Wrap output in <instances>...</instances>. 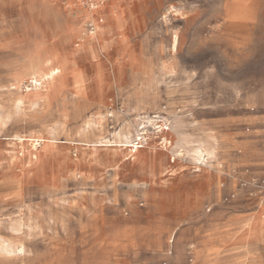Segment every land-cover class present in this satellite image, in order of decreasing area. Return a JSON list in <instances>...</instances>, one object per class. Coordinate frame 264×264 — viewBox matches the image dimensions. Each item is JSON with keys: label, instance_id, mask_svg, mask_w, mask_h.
I'll return each mask as SVG.
<instances>
[{"label": "rangeland", "instance_id": "1", "mask_svg": "<svg viewBox=\"0 0 264 264\" xmlns=\"http://www.w3.org/2000/svg\"><path fill=\"white\" fill-rule=\"evenodd\" d=\"M127 2L0 0V264H159L169 246L172 264H264V240L237 241L252 222L240 218L264 206V191L246 184L264 186V0H138L145 26L137 18L139 24L120 30L108 50L103 42L97 59L106 102L87 104L70 91L84 70L88 84L95 80L91 42L76 36L88 33L89 7L110 8L120 17L131 9ZM131 42L142 46L150 73L126 75L110 88L115 65L121 70L138 57ZM57 55L70 65L57 84L58 97L44 93L45 100L17 107L16 97L34 87L25 81L20 91L11 90L15 75ZM138 135L145 144L133 149ZM37 136L57 147L76 144L72 157L83 153L100 162L122 149L155 147L156 159H166L174 177L207 172L219 180L194 218L170 220L153 213L151 187L136 182L138 168L125 157L117 159L122 167L103 169L94 180L75 176L58 189L41 187L33 157L41 148L31 149L28 141ZM94 143L104 147L93 153L84 146ZM202 213L207 221L197 224Z\"/></svg>", "mask_w": 264, "mask_h": 264}, {"label": "crops", "instance_id": "2", "mask_svg": "<svg viewBox=\"0 0 264 264\" xmlns=\"http://www.w3.org/2000/svg\"><path fill=\"white\" fill-rule=\"evenodd\" d=\"M134 1L138 7L139 5L138 0H134ZM233 12L234 10H228V15L233 14ZM135 16L138 18L140 25L142 26L143 29L145 26V20L142 16H140L137 9L135 11ZM131 43H132L131 45H133L132 47L136 51V54L139 58V63L137 64V66H132L130 62H124V65L121 68V73H118V65L116 64L115 74L109 77L110 88H114L121 85L126 75L142 74L143 72H144L143 74H146V72L149 71L150 66H148L147 61L143 58L144 53L142 51V46L139 47L136 46L135 43L133 42ZM160 51L161 49L159 47L157 50L158 56L161 54ZM89 59H90V54H89ZM81 98H83L85 103L92 105L93 104L103 105L106 102V100L105 102L97 101L92 94H89L87 97L84 96ZM71 152L74 154L72 147L70 146L57 147L55 146V144L52 147L46 148L45 150L41 149L40 153L38 154V161H36L37 164L34 169L35 179H37V182L41 187L58 189L61 188L62 182H64V180H68V181H70L71 179L73 180L75 176L81 177L82 180L85 181H91L97 178L98 172L100 173L103 169H107L111 172H114L118 164H120L121 167L123 165L117 161V159H119L120 157H124V154L122 152H119L121 155L120 154L118 155L120 156L113 155L106 157L103 162H100V159H98L97 156L91 158L83 153H80L78 157L73 156L74 157L73 158ZM158 154L159 153L150 154L149 152H146L144 153L143 158L139 159L137 162L133 164L131 163L132 166H136V168H138L136 173V177H137L136 182L141 181V183L147 185L149 189L151 187L150 190L151 193H149L147 196L149 197L148 199L151 203L153 213L156 216L166 217L170 220H184V219L194 218L193 217L195 215L194 213L197 210H199L202 204L209 198L212 188L215 187V184L219 179L215 175L207 172L201 174V176L177 174V176L174 177L172 174V176L165 177L164 175L167 173L168 167L164 164L163 159L161 158L159 160L156 159ZM157 162L159 163V165ZM140 165L141 166L143 165V167L141 168ZM139 175L140 178H138ZM172 209H174V211ZM263 217H264V206H260L259 209H257L256 212L254 213V215L252 214L249 215L248 217L243 216L242 218H240L241 220L252 219L251 223L253 222L254 223L252 227V233H250L249 231L247 233L245 232L243 235H240L238 237L237 241L241 244L259 243L263 241L264 240ZM207 218L208 216L206 217L203 214L201 218L200 217L197 218L199 219L197 220V224L199 222L200 223L206 222ZM191 246L190 245L188 246L190 248L186 252L188 255L189 263H192L194 260V251ZM172 249L173 248L169 246L167 250L164 251L165 259H163L159 264H172V262H169L170 258L172 257L169 254V252L172 251Z\"/></svg>", "mask_w": 264, "mask_h": 264}, {"label": "bare ground", "instance_id": "3", "mask_svg": "<svg viewBox=\"0 0 264 264\" xmlns=\"http://www.w3.org/2000/svg\"><path fill=\"white\" fill-rule=\"evenodd\" d=\"M104 1V0H103ZM128 1V2H127ZM127 4L131 6V9H127L125 14L123 16L118 17L116 11H113L110 8H103L102 11L100 10L99 12H96L98 10H94V8H90V15L94 16H89V19L87 21V27H89L88 29V33L85 35H78L76 36L80 42H82L83 40H89V42H91V46L92 49L90 51V70H91V76L95 75V80H92V82H90L92 85L90 86V83L88 84V81L85 79V74H86V70H84L83 72L79 73L77 76H75V80L72 82L71 85V95L72 96H88L89 94H92L95 99L99 102L103 101V95H104V90L106 88V82L104 80V76L105 74L101 73L102 72V68H103V63H101V58L97 59L99 57V52L100 55L102 56L101 50L102 48H104L105 46H103V42H106V49L108 50L110 48V45H112L111 43L113 41L116 40V37L118 36V32L120 30H122L123 28H125L128 25H132V24H139L137 17L135 16V11L137 9V4L135 3L134 0H126ZM150 5V4H149ZM94 7V6H93ZM100 9V8H99ZM152 13V12H151ZM164 13V12H163ZM6 15V14H5ZM1 18V17H0ZM162 18V17H161ZM1 22V21H0ZM163 27V26H162ZM83 30V29H82ZM138 31V30H137ZM140 31V30H139ZM120 33V32H119ZM78 34V33H77ZM128 35V34H127ZM130 37H134V33H132L130 35ZM120 39V38H119ZM76 41V40H75ZM101 42V44H100ZM177 45H178V41H177V37L176 36H172L171 37V41H170V51L172 53H175L177 51ZM99 46V47H98ZM160 58V57H159ZM160 60V59H159ZM164 62V61H163ZM130 63L132 64V66H137V64L139 63V59L137 58H131ZM159 63V61H158ZM159 65V64H158ZM143 66V65H142ZM149 66V65H148ZM157 66V65H156ZM165 66V65H164ZM167 67V66H166ZM70 68L69 65V61H67L64 57H62L61 55H57L56 58H48L46 59L44 62H35L32 61L29 63V66L27 68V70L19 72L18 74L15 75L14 77V81L13 83L10 84L11 90H15V91H20L21 85L25 82V81H29L33 87H34V93L28 94L26 93L25 95H18L16 97V99L14 100L15 105L17 107H20L22 105L25 104L26 100L33 103L38 102L41 99L45 100L44 97V93H46L45 95L48 96L49 98H54L56 99L58 97V94L56 92L57 89V84L59 82V80L61 78H64L68 72ZM156 68V67H155ZM168 68V67H167ZM120 69V68H119ZM142 69V68H141ZM161 69V68H160ZM116 71H114L115 74ZM148 72V71H147ZM153 72V71H151ZM118 73H121V70H118ZM144 73V72H143ZM142 73V74H143ZM150 73V72H148ZM159 73V71H158ZM113 74V75H114ZM169 74V73H168ZM144 75V74H143ZM152 75V74H151ZM158 75V74H157ZM162 75V74H161ZM72 76V75H71ZM73 77V76H72ZM151 77V76H150ZM155 80V79H154ZM4 81V80H3ZM150 81V80H149ZM152 81V80H151ZM66 82V81H65ZM2 83V82H1ZM5 84V83H4ZM184 84V83H183ZM143 85V84H142ZM155 85V84H154ZM168 85V84H167ZM156 86V85H155ZM167 87V86H166ZM63 88V87H62ZM9 89V88H8ZM136 89V88H135ZM138 89V88H137ZM140 89V88H139ZM143 89V88H142ZM152 89V88H151ZM170 89V88H169ZM43 90V91H42ZM156 90V89H155ZM175 90V89H174ZM172 90V91H174ZM134 91V90H133ZM151 91V90H150ZM171 91V92H172ZM4 92V91H3ZM2 92V93H3ZM142 92V91H141ZM170 92V91H169ZM168 92V93H169ZM1 93V92H0ZM5 93V92H4ZM144 93V92H143ZM155 93V92H154ZM167 93V94H168ZM131 94V93H130ZM3 95V94H2ZM138 95V94H137ZM154 95V94H153ZM152 96V95H151ZM158 96V94H157ZM156 96V97H157ZM145 97V95L143 96ZM159 97V96H158ZM134 98V97H133ZM158 99V98H157ZM160 99V98H159ZM146 100V99H145ZM144 101V100H143ZM153 101V100H152ZM155 101V100H154ZM159 101V100H157ZM142 104V103H141ZM158 104V103H157ZM134 105V104H133ZM151 105V103L149 104ZM143 106V105H142ZM141 107V105H140ZM147 107V105H146ZM145 107V108H146ZM152 107V105H151ZM130 108V107H129ZM7 109V108H6ZM5 109V110H6ZM143 109V108H142ZM147 109V108H146ZM4 110V109H3ZM134 110V109H133ZM136 110V109H135ZM140 110V109H139ZM10 111V110H9ZM116 111V110H115ZM113 111V112H115ZM128 111V110H126ZM121 112V111H120ZM10 114V113H9ZM99 114V111H98ZM116 114V113H115ZM125 114V113H124ZM128 114V113H127ZM122 115V114H121ZM130 115V114H129ZM126 116V115H125ZM145 116V115H144ZM180 117V116H179ZM2 118V117H1ZM134 118V117H132ZM104 117H99V120H96L94 125H100L103 121ZM129 122V121H128ZM124 123V122H123ZM133 125V123H132ZM127 127V126H126ZM191 128V127H188ZM179 130V129H178ZM200 130V129H199ZM208 130V128H207ZM210 130V129H209ZM182 132V130H180ZM120 132V131H119ZM177 132V131H176ZM184 132V131H183ZM190 132V131H189ZM192 132V130H191ZM43 133V132H42ZM111 133V132H110ZM115 133V132H114ZM185 133V132H184ZM197 133V132H196ZM183 134V133H182ZM127 135V134H126ZM100 136V135H98ZM139 136V135H138ZM181 136V135H180ZM192 136V135H191ZM120 137V136H119ZM178 137V136H177ZM94 138V137H93ZM98 138V137H97ZM102 138V137H101ZM196 138V137H195ZM198 138V137H197ZM14 141H17L19 143V145H23L24 140L21 137H14L13 138ZM100 139V137H99ZM51 140V139H50ZM48 141V139H43L39 136L34 137L32 139H29L28 141L31 143V149L33 150H37V147H40L42 150H45L46 148L52 147L55 144V141ZM125 140V139H124ZM202 140V139H200ZM73 141V140H72ZM118 141V140H117ZM120 141V140H119ZM181 141V140H179ZM203 141V140H202ZM112 142V141H111ZM121 142V141H120ZM65 143V142H63ZM83 143V142H82ZM116 143V141H115ZM186 143V142H185ZM191 142H189L190 144ZM179 144V143H178ZM177 144V145H178ZM181 144V143H180ZM188 144V145H189ZM196 144V143H195ZM194 144V145H195ZM201 144V142H200ZM191 145V144H190ZM206 145V144H205ZM214 145V144H213ZM70 146H76V144H71ZM88 148H91L90 151L91 152H95L96 151V147H104L103 145H97L96 143L94 144H87L84 145ZM143 146V145H142ZM181 146V145H179ZM185 146V144H184ZM194 147V146H193ZM206 147V146H205ZM209 147V146H208ZM187 148V147H186ZM185 148V149H186ZM202 148V147H201ZM17 149V148H16ZM189 149V148H188ZM210 149V148H209ZM49 150V149H48ZM157 149L155 147H149L147 149L144 150H138L136 152H131L128 150H120V152H122L124 154L125 160H129L132 164L137 162L139 159H141V155L144 156V153L149 152L150 154H157ZM187 151V150H185ZM195 151V150H194ZM45 152V151H44ZM61 152V151H60ZM219 152V151H218ZM15 153V152H14ZM39 153V152H38ZM64 153V152H63ZM168 153V152H167ZM190 153V151H189ZM192 153V152H191ZM17 154V153H16ZM21 154V153H20ZM31 154V153H30ZM59 154V153H58ZM217 154V153H216ZM46 155V154H45ZM44 155V156H45ZM202 154H200L201 157ZM43 156V155H42ZM52 156V155H51ZM65 156V155H64ZM113 156V155H112ZM152 156V155H151ZM171 156V155H170ZM34 160L37 161L38 159V154H35L34 156ZM191 157V156H190ZM217 157V156H216ZM63 158V157H62ZM198 158V157H197ZM207 158V157H206ZM21 159V158H20ZM160 159V158H159ZM158 159V160H159ZM199 159V158H198ZM5 160V159H4ZM27 160V159H26ZM50 160V159H49ZM166 160V159H165ZM164 160V161H165ZM206 160V159H205ZM11 161V160H10ZM128 161V162H129ZM149 161V160H148ZM170 161V160H169ZM220 161V160H219ZM31 162V161H30ZM50 162V161H49ZM65 162V161H64ZM190 162V161H189ZM83 163V162H82ZM152 163V162H151ZM150 163V164H151ZM158 163V162H157ZM192 163V162H190ZM149 164V165H150ZM148 165V166H149ZM159 165V163H158ZM194 165V164H193ZM201 165V164H200ZM139 166V165H138ZM147 166V164H146ZM151 166V165H150ZM174 166V165H173ZM140 167L142 168L143 165ZM197 167V166H196ZM157 168V167H156ZM204 168V167H203ZM130 169V168H129ZM160 169V168H159ZM158 169V170H159ZM126 169H124L125 171ZM144 170V169H143ZM157 170V169H156ZM149 171V170H146ZM157 172V171H156ZM213 173V172H212ZM219 173V172H218ZM131 175V172L129 173ZM143 174V173H142ZM157 174V173H156ZM184 174V173H183ZM182 174V175H183ZM148 175V174H146ZM172 176V173H170V170L167 169V173L164 175L166 176ZM159 176V175H158ZM212 176V175H211ZM140 178V175L139 177ZM147 178V176H146ZM150 178V177H149ZM183 178V177H182ZM210 178V176H209ZM157 179V178H156ZM137 180V178L135 179ZM146 180V179H145ZM203 181V180H202ZM212 181V180H211ZM38 183V182H37ZM131 183V182H130ZM213 183V182H212ZM185 186V185H184ZM213 187V186H212ZM39 188V187H38ZM35 189V187H34ZM211 189V188H209ZM197 191V190H196ZM33 192V191H32ZM35 192V191H34ZM205 192V191H204ZM40 193V191H39ZM189 194V193H188ZM191 194V193H190ZM203 194V193H202ZM213 195V194H212ZM153 196V195H152ZM151 197V196H150ZM211 198V197H210ZM190 199V198H189ZM62 200V199H61ZM55 202V201H54ZM28 205V204H27ZM9 206V205H8ZM36 206V205H34ZM174 206V205H173ZM176 206V205H175ZM178 206V205H177ZM182 206V205H181ZM10 207V206H9ZM1 208V207H0ZM174 208V207H173ZM180 208V206H179ZM43 209V208H42ZM63 209V207H62ZM61 209V210H62ZM69 209V208H68ZM177 209V208H176ZM66 210V209H65ZM174 211V209H172ZM64 211V210H63ZM62 211V213H63ZM15 212V210H14ZM260 212V211H259ZM10 213V212H7ZM12 213V212H11ZM16 213V212H15ZM27 213V212H26ZM56 213V212H55ZM65 213V212H64ZM17 214V213H16ZM53 214V213H52ZM10 214H7V216ZM44 215V214H43ZM3 217V216H2ZM27 217V216H26ZM44 217V216H43ZM52 217V216H51ZM60 217V215H59ZM264 218V217H263ZM25 219V218H24ZM27 219V218H26ZM25 219V220H26ZM34 219V218H33ZM58 219V218H57ZM24 220V221H25ZM63 220V219H62ZM49 221V220H48ZM52 221V220H51ZM57 221V220H56ZM27 222V220H26ZM35 222V221H34ZM59 222V221H58ZM5 223V221L3 222ZM9 223V222H8ZM254 223V222H253ZM253 223H251L248 227V230L246 231V233L249 231L250 233H252V227H253ZM6 224V223H5ZM4 224V225H5ZM58 224V223H57ZM6 226V225H5ZM8 226V225H7ZM24 226V225H23ZM3 228H5L4 226H2ZM43 227V226H42ZM51 228V227H50ZM44 229V227H43ZM2 230V228H1ZM6 230V229H5ZM12 230V229H11ZM4 231V230H3ZM3 231L1 233H3ZM50 231V230H49ZM245 233V232H244ZM243 233V234H244ZM3 235V234H2ZM8 235V234H7ZM5 236V235H3ZM2 237V236H1ZM5 238V237H4ZM19 239V238H18ZM27 243V242H26ZM52 244V242H51ZM33 245V244H32ZM35 250V249H34ZM36 252V251H35ZM37 255V254H36ZM10 258V257H9ZM20 258V257H19ZM5 259V258H4ZM18 262V261H16Z\"/></svg>", "mask_w": 264, "mask_h": 264}, {"label": "built area", "instance_id": "4", "mask_svg": "<svg viewBox=\"0 0 264 264\" xmlns=\"http://www.w3.org/2000/svg\"><path fill=\"white\" fill-rule=\"evenodd\" d=\"M162 126H167V124L163 123ZM158 128H160V126H158ZM162 130H163V131H166L167 128H166V127H162ZM145 141H146V139H145L144 137H142V136L137 137V138H136V141L133 143V144H134L133 146H136V147H132V148H133V149H137V148L142 147L140 144H141V143H144V144H145ZM245 183H246V182H245ZM245 183H244V184H245ZM246 184L251 185V186H253V187H256V188L259 189V190L264 191V186H263L262 184L258 185L257 182H256V180H252L251 182L246 183Z\"/></svg>", "mask_w": 264, "mask_h": 264}]
</instances>
